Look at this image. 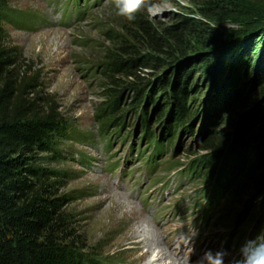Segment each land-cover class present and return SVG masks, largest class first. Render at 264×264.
Returning a JSON list of instances; mask_svg holds the SVG:
<instances>
[{"label":"rangeland","instance_id":"1","mask_svg":"<svg viewBox=\"0 0 264 264\" xmlns=\"http://www.w3.org/2000/svg\"><path fill=\"white\" fill-rule=\"evenodd\" d=\"M200 1L162 0L151 6L153 13L147 9L141 16L161 37L164 29L178 25L179 17L198 16ZM6 2L11 10L24 14L22 23L3 25L6 43L19 50L23 66L31 67L40 86L39 97L73 131L60 143L63 158L57 163L44 159L41 163L66 174L58 196L65 198L62 211L71 216L70 230L80 244L116 264H147L156 252L142 258L146 250H137L134 242L125 238L134 221L146 220L155 228L160 247L174 260L178 258L179 264H195L209 249L224 253L225 264H236L246 241L264 236V162L252 179L243 184L232 181L228 186V180L217 185L210 181L205 168L193 175L188 165L213 153L201 149L203 132L213 131L216 146L235 133L236 122L250 111L236 107L239 100L249 95L252 103L263 101L253 95L260 86L257 72L255 76L244 72L247 87L214 118L199 122L195 135L184 129L168 130L174 111L166 106L161 90L156 86L150 90L152 101L146 102L144 112L128 88L131 79L105 76L102 64L110 52L119 50L117 41L121 39L135 47L138 56L152 58L155 63L142 71L139 79L155 84L184 55L174 48L162 54L149 50L142 32L118 14L115 0ZM257 69L263 71V59ZM202 77L193 72L188 79L186 106L190 116L185 115V119L199 112L206 115L209 110L202 92L213 87L196 89ZM120 89L118 119L103 138L97 110L109 91ZM160 107L167 109L162 117ZM151 135L154 143L160 142L159 150L146 143ZM225 152L222 148L218 154ZM194 176L198 178L194 180ZM105 197L124 200L141 218L125 213L114 219L102 202ZM165 264H170L169 258Z\"/></svg>","mask_w":264,"mask_h":264},{"label":"trees","instance_id":"2","mask_svg":"<svg viewBox=\"0 0 264 264\" xmlns=\"http://www.w3.org/2000/svg\"><path fill=\"white\" fill-rule=\"evenodd\" d=\"M161 1L145 0L130 23L142 32L153 53L174 48L184 59L181 57L157 83L142 82L139 74L155 62L149 56H138L135 47L120 39L119 50L110 52L102 64L103 73L131 79L128 88L144 112L146 102L152 101L150 90L158 87L167 100L166 106L174 111L168 130L184 129L195 135L199 122L214 118L222 106L233 103L247 87L244 72L250 71L253 76L257 72L260 86L253 95L263 101L252 103L249 95L239 100L236 107L250 111L236 122L235 133L216 146L210 130L201 149L213 153L188 165L193 175L205 168V177L216 185L221 180H228L227 186L236 180L243 184L264 162V69H257L264 60V0H202L198 16L179 17L178 25L164 29L160 37L141 12ZM22 15L11 10L6 0H0V264H116L112 258L80 244L70 230L71 216L62 211L65 198L58 196L66 174L44 168L41 163L43 159L59 162L63 158L60 143L73 131L39 97L40 86L31 67L23 66L19 50L6 43L3 25L22 23ZM193 72L203 76L197 87L213 88L202 92L209 106L206 115L195 113L188 120L187 82ZM248 86L251 90L252 84ZM122 91H109L97 110L103 138L118 119L117 98ZM197 95L201 97V92ZM159 110L161 117L167 111L166 107ZM145 141L159 150L160 142L154 143L152 135ZM222 148L226 152L218 154ZM197 178L194 176V180Z\"/></svg>","mask_w":264,"mask_h":264},{"label":"bare ground","instance_id":"3","mask_svg":"<svg viewBox=\"0 0 264 264\" xmlns=\"http://www.w3.org/2000/svg\"><path fill=\"white\" fill-rule=\"evenodd\" d=\"M102 202L107 204V211L114 219L123 216L125 213L135 215L136 218L140 217L138 216V212H136L134 209H131L130 204L124 200L121 201L118 198L115 200L114 198L105 197ZM125 238L133 241L137 250H146V252L141 256L142 258H145L148 255L152 253L154 254L156 252L155 264H165V259L167 258H169L170 264H179L180 262L178 258L176 260L171 258L169 255L170 252L167 253L166 248L160 247L162 243L156 235L155 228L146 220L134 221L133 225L127 230Z\"/></svg>","mask_w":264,"mask_h":264},{"label":"clouds","instance_id":"4","mask_svg":"<svg viewBox=\"0 0 264 264\" xmlns=\"http://www.w3.org/2000/svg\"><path fill=\"white\" fill-rule=\"evenodd\" d=\"M144 5L145 0H115L118 14L129 21L135 19V13ZM148 11L153 13L151 7L148 8ZM239 251L241 255L236 260V264H264V236H260L256 240L246 241ZM155 259V257H150L148 264H155ZM195 264H225L224 253L206 250Z\"/></svg>","mask_w":264,"mask_h":264},{"label":"water","instance_id":"5","mask_svg":"<svg viewBox=\"0 0 264 264\" xmlns=\"http://www.w3.org/2000/svg\"><path fill=\"white\" fill-rule=\"evenodd\" d=\"M210 133H211V131H210V132L208 131V132H206V133L203 132L202 134L204 135L203 137L205 138V137H207Z\"/></svg>","mask_w":264,"mask_h":264}]
</instances>
